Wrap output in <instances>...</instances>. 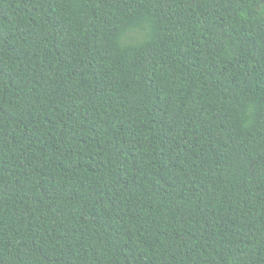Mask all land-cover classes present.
Masks as SVG:
<instances>
[{
    "label": "trees",
    "instance_id": "1",
    "mask_svg": "<svg viewBox=\"0 0 264 264\" xmlns=\"http://www.w3.org/2000/svg\"><path fill=\"white\" fill-rule=\"evenodd\" d=\"M0 264H264V0H0Z\"/></svg>",
    "mask_w": 264,
    "mask_h": 264
}]
</instances>
